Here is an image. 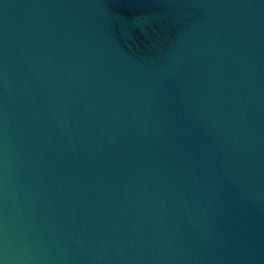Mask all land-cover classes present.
I'll list each match as a JSON object with an SVG mask.
<instances>
[{
    "label": "water",
    "instance_id": "water-1",
    "mask_svg": "<svg viewBox=\"0 0 264 264\" xmlns=\"http://www.w3.org/2000/svg\"><path fill=\"white\" fill-rule=\"evenodd\" d=\"M0 264H264V0H0Z\"/></svg>",
    "mask_w": 264,
    "mask_h": 264
}]
</instances>
